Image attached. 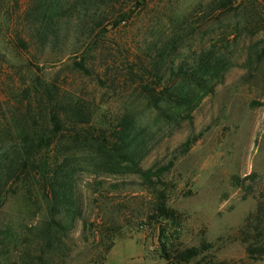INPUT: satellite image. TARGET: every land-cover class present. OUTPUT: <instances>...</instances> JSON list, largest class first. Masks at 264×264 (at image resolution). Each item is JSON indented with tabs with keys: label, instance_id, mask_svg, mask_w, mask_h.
Masks as SVG:
<instances>
[{
	"label": "rangeland",
	"instance_id": "rangeland-1",
	"mask_svg": "<svg viewBox=\"0 0 264 264\" xmlns=\"http://www.w3.org/2000/svg\"><path fill=\"white\" fill-rule=\"evenodd\" d=\"M209 1L149 0L115 26L105 21L92 42L75 44L71 28L68 42L56 47L36 35L42 0H0V114L25 113V90L37 78L93 111L88 124L64 127L52 144L51 153L75 131L88 136L68 152L87 229L78 216L68 220L66 264H168L162 245L175 255L202 243L207 248L186 264H264L248 257L239 233L264 205V0H232L204 14L198 5ZM174 33L182 39L167 64L183 70L140 80L139 67ZM82 56L86 72L72 64ZM165 84L171 88L158 108L144 85L158 92ZM127 113L135 117L127 151L142 169L166 166L161 182L144 183L112 152ZM108 159L114 165H94ZM160 200L167 218L155 210ZM38 204L11 191L3 209L19 227L39 220Z\"/></svg>",
	"mask_w": 264,
	"mask_h": 264
},
{
	"label": "trees",
	"instance_id": "trees-1",
	"mask_svg": "<svg viewBox=\"0 0 264 264\" xmlns=\"http://www.w3.org/2000/svg\"><path fill=\"white\" fill-rule=\"evenodd\" d=\"M67 1L42 0L40 3L35 18L37 23L35 30L41 45L47 43L56 47L64 45L69 40L70 29L73 28L72 31L76 33L75 44L81 43L83 46L92 42L94 33L105 21L113 18L111 26H115L129 17L130 8L143 7L149 2V0ZM232 3V0H210L198 6L202 13L212 14L217 10L228 9ZM262 30L264 32V24ZM181 39V34L174 33L162 40L151 59L139 67L141 74L136 76L143 80L147 74L155 80H163L166 72L170 71L167 64L170 61L169 57ZM76 52L74 51L73 54ZM78 58L79 60L76 57L72 62L74 68L86 72L88 69L85 58L83 56ZM202 58L199 59V63L203 61ZM197 66L192 67L191 70L197 72L200 64ZM182 70L183 66L178 65L176 71L171 70L170 73L178 76ZM199 86L201 83L195 82V87ZM144 87L150 92L149 95L152 96L155 105L160 108L159 101L166 100L164 94L171 85H163L158 92L155 87L153 89L148 85ZM152 92L159 95L155 96ZM25 93L28 98V108L25 113L19 115L10 111L8 116L0 114V264H66L71 251L67 243L70 227L68 220L73 221L78 216L82 220L83 232L87 229V219L82 216L80 199L75 189L73 167H70L69 161L72 160L70 154L73 147L88 136L75 131L74 134L66 137L64 145L53 153H51L54 150L52 144L65 130L64 127L69 125L75 128L88 124L92 119L93 111L80 98L72 95L66 97L57 84L41 78L34 80ZM194 94L193 90L189 92L188 103ZM175 97L180 99V96L175 95ZM117 123L120 131L114 135L120 142L113 143L112 152H116L124 161H128V167L133 168L144 183L152 184L154 177L161 182V175L166 170V166L142 169L138 161H135L134 152L127 151L126 147L129 143L127 138L135 126L134 115L124 114ZM102 145L101 147H105L104 144ZM185 145L188 148L189 140ZM110 159L94 165L110 167L114 165ZM11 191L26 200L30 197L39 199L38 206L40 203L44 205V212L39 220L34 224L21 223L19 227L12 224L9 214L7 215V211L3 209ZM37 210L38 208L32 214H38ZM155 210L160 217L170 216V211L163 200L157 202ZM262 215H264V205L259 202L255 213L256 220L252 221L248 218L239 231L242 242L246 244V253L253 260L264 259ZM82 238L85 240L87 237L82 235ZM207 246L202 243L200 247H187L176 251L173 255L165 245H162V257L168 264H186L201 254Z\"/></svg>",
	"mask_w": 264,
	"mask_h": 264
}]
</instances>
